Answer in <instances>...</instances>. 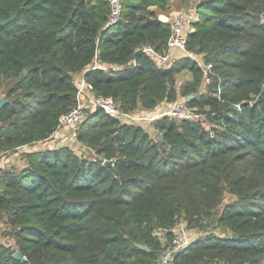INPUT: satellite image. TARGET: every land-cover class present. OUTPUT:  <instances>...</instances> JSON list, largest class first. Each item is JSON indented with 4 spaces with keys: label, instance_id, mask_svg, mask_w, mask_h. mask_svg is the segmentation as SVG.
I'll list each match as a JSON object with an SVG mask.
<instances>
[{
    "label": "trees",
    "instance_id": "trees-1",
    "mask_svg": "<svg viewBox=\"0 0 264 264\" xmlns=\"http://www.w3.org/2000/svg\"><path fill=\"white\" fill-rule=\"evenodd\" d=\"M187 1L123 0L107 26L106 0H0V21L18 11L0 24L1 153L50 139L79 75L126 113L184 101L205 115L135 125L98 109L77 137L94 157L61 146L0 167V221L16 243L0 241V264H156L157 232L170 242L181 222L201 235L175 264H264V0H196L187 49L213 66L210 82L191 57L163 67L144 51L167 49L168 16Z\"/></svg>",
    "mask_w": 264,
    "mask_h": 264
},
{
    "label": "built area",
    "instance_id": "built-area-1",
    "mask_svg": "<svg viewBox=\"0 0 264 264\" xmlns=\"http://www.w3.org/2000/svg\"><path fill=\"white\" fill-rule=\"evenodd\" d=\"M106 1L110 6V14L107 26H114L121 20L123 0ZM191 16L192 12H190L186 8L180 9L172 16H169L168 22L171 24L172 36L167 49L164 51H158L154 48L149 47L145 48L144 51L151 55L153 59L163 67H168L175 58L177 59L179 57L185 56L191 57L199 64L203 73L207 76L208 82H210V76L214 72L213 66L206 63L204 55H195L189 52L187 49ZM131 65L136 66L137 62L133 60L131 61ZM119 67L120 66L112 67L107 71L121 70ZM92 68L106 69L105 65L102 64L98 59L94 62ZM98 109L103 110L111 117L117 118L122 123L135 125L153 124L154 121L162 118L163 116H171L176 120H193L205 118V115L198 114L196 112V109L189 107L184 101H178L173 104L164 103L159 108L154 109L152 112L136 111L132 113H126L119 107V105L113 98L95 95L92 92V89L87 83L85 77L83 75H79L77 103L70 112L61 116L56 132L50 139L46 141L57 140L58 138L63 137V132L66 131H71L72 133L77 134L79 132L81 124L86 120L88 112H92ZM58 143L59 142L55 143V145ZM62 146L69 145L64 144ZM58 147L61 146H57L56 148ZM72 149L76 151L74 148ZM76 153L78 152L76 151ZM187 229V226H183L182 223L177 225L174 229L171 230L173 233V238L170 242H168L165 236L166 231L160 229L157 232L159 239L166 247L162 252L160 258L157 260L156 264H175V256L201 235V232H199L198 230L190 229V231L188 232Z\"/></svg>",
    "mask_w": 264,
    "mask_h": 264
},
{
    "label": "rangeland",
    "instance_id": "rangeland-1",
    "mask_svg": "<svg viewBox=\"0 0 264 264\" xmlns=\"http://www.w3.org/2000/svg\"><path fill=\"white\" fill-rule=\"evenodd\" d=\"M196 6H197V2L196 0H188L185 3H182L181 5H179L178 8H176L177 10L186 8L188 9L190 12H192V14L195 12L196 10ZM191 79V74L189 72H182L181 74L178 75V84L179 86L181 85H186ZM5 93H6V88L0 92V100L6 98L5 97ZM149 125H147L148 127ZM155 130V129H154ZM153 127H149L148 131L152 133L153 136H156L157 131H154ZM64 136L58 138L57 142H59L58 144H67L69 146H71L72 148H74L79 155H84L87 157H94V152L92 150H90L86 145H82L77 137H78V133L74 134L71 131H66L63 132ZM59 136V135H57ZM55 139V138H54ZM52 141V140H51ZM51 141H45V142H39L36 145H32L29 146L27 148H20L17 151H13L9 153H1L0 156V167H4L6 169H16V170H20L22 169L27 161H26V153L32 148H36V149H45L48 148L50 146H52L55 143L51 144ZM31 149V150H32ZM4 152V151H3ZM183 226H186L184 222H181ZM180 223V224H181ZM187 231L189 232L190 229H187ZM215 234H219L221 235V229L214 227L213 231H211ZM0 240L3 243H6L7 245L11 246L13 249H16V243L14 238L12 237V231H11V227L8 223L4 222V221H0Z\"/></svg>",
    "mask_w": 264,
    "mask_h": 264
},
{
    "label": "water",
    "instance_id": "water-1",
    "mask_svg": "<svg viewBox=\"0 0 264 264\" xmlns=\"http://www.w3.org/2000/svg\"><path fill=\"white\" fill-rule=\"evenodd\" d=\"M17 14H18V11L14 12V13L10 16L9 19H7V20H3V21H0V24H2V25H6V24L10 23L11 21H13V20L16 18ZM25 72H26V70H25ZM192 97H194V96H193V95H192V96H189V99H191ZM7 101H8L7 98L1 99V100H0V106H3ZM163 139H164L163 136H160L159 140L163 141ZM107 164H111V163L108 162ZM138 246H139L140 248H142V249H145V250L147 249V248L144 247V246H141V245H138ZM14 258L17 259V260H19V261H21V262H25V261H26V258L24 257L23 253H22L20 250H18V251H16V252L14 253Z\"/></svg>",
    "mask_w": 264,
    "mask_h": 264
},
{
    "label": "crops",
    "instance_id": "crops-1",
    "mask_svg": "<svg viewBox=\"0 0 264 264\" xmlns=\"http://www.w3.org/2000/svg\"><path fill=\"white\" fill-rule=\"evenodd\" d=\"M179 7V6H178ZM178 7H176V8H178ZM178 10L176 9V10H174L173 12H170V14H169V16H172L173 14H175L176 12H177ZM168 16V17H169ZM145 48H149V47H145ZM135 61H136V59H134ZM133 61V60H132ZM121 70L122 69H126V68H122L121 66L119 67ZM51 143H57V141H55V140H52L51 141ZM66 145V144H65ZM57 146H62V144L61 145H58V144H53L52 146H50L49 148H53V147H57ZM27 147H29V146H26V147H23V148H27ZM32 149V148H31ZM29 150V151H35V150H39V148L38 149H36V148H33L32 150ZM47 149V148H46ZM28 151V152H29ZM25 167V166H24Z\"/></svg>",
    "mask_w": 264,
    "mask_h": 264
}]
</instances>
